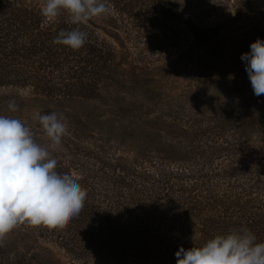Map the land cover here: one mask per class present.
Masks as SVG:
<instances>
[{"label":"trees","instance_id":"obj_1","mask_svg":"<svg viewBox=\"0 0 264 264\" xmlns=\"http://www.w3.org/2000/svg\"><path fill=\"white\" fill-rule=\"evenodd\" d=\"M106 2L125 14L144 38L166 35L175 23L187 26L194 47L209 61L216 60L214 41L223 25L197 26L169 0ZM253 4L244 11L264 14ZM85 26L87 42L74 51L52 43L60 30L73 27L66 19L48 22L18 0H0V86H31L61 100L96 98L100 84L108 83L106 73L117 54ZM242 35L249 46L231 61L243 65L242 53L264 38V27ZM169 123L166 133L175 142L133 159L105 156L98 146L65 137L66 151L53 155L59 171L80 176L87 191L81 213L55 229L21 225L15 230L39 232L75 260L93 264H176V251L193 247L194 234L199 246L240 227L264 241V137L251 138L264 133V96L218 108L199 129L183 124L179 113Z\"/></svg>","mask_w":264,"mask_h":264},{"label":"rangeland","instance_id":"obj_2","mask_svg":"<svg viewBox=\"0 0 264 264\" xmlns=\"http://www.w3.org/2000/svg\"><path fill=\"white\" fill-rule=\"evenodd\" d=\"M18 1L37 11L43 2ZM169 1L197 26L223 25L220 37L214 41L215 61H209L194 47V36L187 26L175 23L168 27L171 30L166 35L144 38L125 14L107 3L109 12L85 26L113 46L117 54L115 66L106 73V87L99 86V95L94 99L61 100L43 95L31 86H0V115L19 118L35 130L39 127V115L63 113L77 141L100 147L105 156L133 159L175 142L166 131L178 113L183 124L199 129L218 108L228 109L231 104L253 96L245 65L231 58L235 60L249 46L242 34L257 26L264 27V14L246 13L243 8H249L252 1V8L264 9L260 6L264 0ZM65 19L62 14L54 22ZM229 32L231 36H227ZM214 63L217 67H212ZM11 100L19 106L16 112L8 110ZM263 137L264 133L251 134L253 140ZM89 166L94 168V162ZM39 234L12 231L0 244V264H93L94 261L75 260L54 240Z\"/></svg>","mask_w":264,"mask_h":264},{"label":"clouds","instance_id":"obj_3","mask_svg":"<svg viewBox=\"0 0 264 264\" xmlns=\"http://www.w3.org/2000/svg\"><path fill=\"white\" fill-rule=\"evenodd\" d=\"M109 12L106 0H43L39 14L54 22L62 14L72 25L53 38L55 45L80 50L88 33L81 26ZM254 95L264 96V38H257L242 53ZM15 100L8 110L16 112ZM33 129L19 118L0 115V244L21 225L55 229L77 217L87 197L77 172H61L54 153L64 151L72 134L63 113L38 116ZM39 133V135H38ZM181 246L176 264H264V241L246 227L215 234L203 244Z\"/></svg>","mask_w":264,"mask_h":264}]
</instances>
